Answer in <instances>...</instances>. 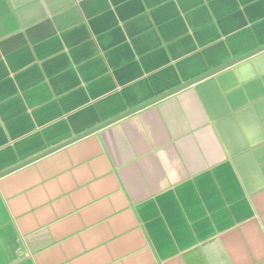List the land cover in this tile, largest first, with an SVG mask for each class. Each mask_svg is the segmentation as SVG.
<instances>
[{
	"label": "crops",
	"instance_id": "obj_1",
	"mask_svg": "<svg viewBox=\"0 0 264 264\" xmlns=\"http://www.w3.org/2000/svg\"><path fill=\"white\" fill-rule=\"evenodd\" d=\"M264 47V0H0V173ZM0 264H264V49L0 178Z\"/></svg>",
	"mask_w": 264,
	"mask_h": 264
},
{
	"label": "water",
	"instance_id": "obj_2",
	"mask_svg": "<svg viewBox=\"0 0 264 264\" xmlns=\"http://www.w3.org/2000/svg\"><path fill=\"white\" fill-rule=\"evenodd\" d=\"M262 49H264V47L260 48L259 50H256L253 53H256V52H258V51H260ZM252 54H249V55L243 56L242 58L236 59L233 62H230V63H228V64H226V65H224V66H222V67H220V68H218V69H216V70H214V71H212V72H210L208 74H205L204 76H201L200 78H197L196 80H193V81H191V82H189V83H187V84H185V85H183V86H181V87H179V88H177L175 90H172V91H170V92H168V93H166V94H164V95H162V96H160V97L148 102L147 104H144V105H142V106H140L138 108L130 110L129 112H126L125 114H122L121 116H118L117 118H114V119H112V120H110V121H108V122H106L104 124H101V125H99V126H97L95 128H92V129H90V130H88V131H86V132H84V133H82V134H80V135H78V136H76L74 138H71L70 140H67L66 142H63L62 144H59V145H57V146H55V147H53V148H51L49 150H46L45 152H42V153H40V154L30 158V159L18 164V165H16V166H14V167H12V168L0 173V178L5 176V175H8V174H10V173H12L14 171H17V170H19V169H21V168H23V167H25V166L37 161L39 159H42V158H44V157H46L48 155H51L52 153H54V152H56V151H58V150H60V149H62L64 147H66V146H68L70 144H73V143H75V142H77V141H79V140H81V139H83V138H85V137H87V136H89V135H91V134H93V133H95V132H97V131H99V130H101V129H103V128H105V127H107V126H109V125H111V124L123 119V118H125V117H127V116H129V115H131V114H134L135 112H137V111H139V110H141V109H143V108H145V107H147V106H149V105H151V104H153V103H155V102H157V101H159L161 99H164V98L168 97L169 95H172V94L176 93L177 91H179L181 89H184V88H186V87H188L190 85H193L197 81H200V80H202V79H204V78H206V77H208L210 75H213L214 73H216V72H218V71H220V70H222V69H224L226 67H229V66H231L232 64H234V63H236L238 61H241V60L251 56Z\"/></svg>",
	"mask_w": 264,
	"mask_h": 264
}]
</instances>
